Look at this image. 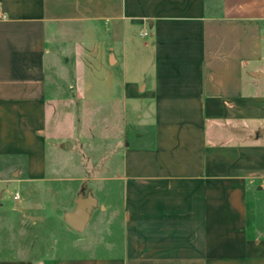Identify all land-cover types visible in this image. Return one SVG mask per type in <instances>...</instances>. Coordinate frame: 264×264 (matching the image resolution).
Segmentation results:
<instances>
[{
	"label": "crops",
	"instance_id": "0c3cea01",
	"mask_svg": "<svg viewBox=\"0 0 264 264\" xmlns=\"http://www.w3.org/2000/svg\"><path fill=\"white\" fill-rule=\"evenodd\" d=\"M54 49L84 51L122 210L114 253L54 264H264V0H0V196L46 179L63 136L47 137Z\"/></svg>",
	"mask_w": 264,
	"mask_h": 264
},
{
	"label": "rangeland",
	"instance_id": "374dc122",
	"mask_svg": "<svg viewBox=\"0 0 264 264\" xmlns=\"http://www.w3.org/2000/svg\"><path fill=\"white\" fill-rule=\"evenodd\" d=\"M85 52L97 53L96 50ZM53 53L47 66L46 95L47 115L53 128L47 137L50 143L57 134L63 136L55 150L49 148L47 152L46 179L23 183L0 196V261L33 260L54 264L57 260L92 254L95 247L110 253L118 248L121 184L109 174L113 167L108 162L102 164L100 150L106 147L97 142L96 103L89 105L82 97L83 54L61 49H54ZM106 119L108 134L116 122L113 116L107 115ZM86 134L89 143L85 142ZM67 141L75 142L78 152L72 154L71 146L65 144ZM99 170L105 172V176L98 177ZM14 191L19 194L17 200L12 198ZM80 200L90 203L92 209L84 229L76 232L66 225L63 216L72 212ZM258 205L261 211L264 207L262 194L258 197ZM258 218L259 228L264 229L263 211ZM91 231L96 236L94 240L89 234Z\"/></svg>",
	"mask_w": 264,
	"mask_h": 264
},
{
	"label": "water",
	"instance_id": "95a60500",
	"mask_svg": "<svg viewBox=\"0 0 264 264\" xmlns=\"http://www.w3.org/2000/svg\"><path fill=\"white\" fill-rule=\"evenodd\" d=\"M67 147H69V144H67ZM91 209L92 205L90 203L80 200L72 212L64 214V222L72 230L76 232L82 231L89 219Z\"/></svg>",
	"mask_w": 264,
	"mask_h": 264
},
{
	"label": "built area",
	"instance_id": "2783aa9c",
	"mask_svg": "<svg viewBox=\"0 0 264 264\" xmlns=\"http://www.w3.org/2000/svg\"><path fill=\"white\" fill-rule=\"evenodd\" d=\"M18 197H19V194L16 192V193H14V195H13V199L14 200H17L18 199Z\"/></svg>",
	"mask_w": 264,
	"mask_h": 264
}]
</instances>
